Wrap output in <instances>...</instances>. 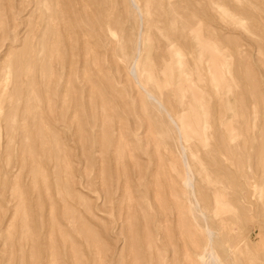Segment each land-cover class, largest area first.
Segmentation results:
<instances>
[{
  "label": "rangeland",
  "instance_id": "374dc122",
  "mask_svg": "<svg viewBox=\"0 0 264 264\" xmlns=\"http://www.w3.org/2000/svg\"><path fill=\"white\" fill-rule=\"evenodd\" d=\"M0 264H264V0H0Z\"/></svg>",
  "mask_w": 264,
  "mask_h": 264
}]
</instances>
